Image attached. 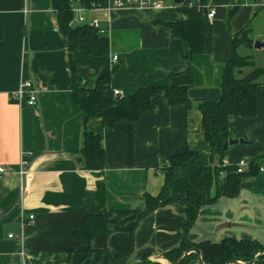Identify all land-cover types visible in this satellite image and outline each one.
<instances>
[{
    "label": "crops",
    "instance_id": "obj_1",
    "mask_svg": "<svg viewBox=\"0 0 264 264\" xmlns=\"http://www.w3.org/2000/svg\"><path fill=\"white\" fill-rule=\"evenodd\" d=\"M245 4L255 7L245 24L251 26L259 15L264 16V4ZM177 6L118 9L105 2L85 11L86 19L98 20L110 37L113 32L136 31L138 45L113 47L102 57L74 51L84 80L96 82L117 64L109 96L128 95L143 86L188 85L192 103L189 110L170 105L161 93L154 98V108L136 122L122 120L108 128L99 118L86 121L73 99L68 39L58 29L51 0H0L4 27L0 163L8 168L0 174V264H139L142 260L167 264L164 253L180 244L186 222V208L177 203L160 207L140 221L132 253L110 261L102 249L115 257L129 248L134 219L145 208L144 195L160 192L165 179L158 169L170 157L187 148L210 152L198 104L220 97L229 51H219L213 38L211 54H190L187 43L173 37L163 24L179 19ZM262 29L263 36L256 40L264 43ZM241 48V54L264 66L257 60V51L264 47ZM27 81L37 95L33 106L22 104L16 96L20 84ZM257 91L254 117H229V138L246 141L229 145L230 164L245 155H263L264 162V75ZM85 126L102 136L106 162L102 170L86 167L81 153ZM172 195L184 194L173 190ZM106 211L115 223L105 234L90 243L74 236L75 227L87 215ZM228 236L264 244V172L246 178L238 196H222L204 205L189 232L194 241L219 242ZM89 247L94 250L85 258Z\"/></svg>",
    "mask_w": 264,
    "mask_h": 264
},
{
    "label": "trees",
    "instance_id": "obj_2",
    "mask_svg": "<svg viewBox=\"0 0 264 264\" xmlns=\"http://www.w3.org/2000/svg\"><path fill=\"white\" fill-rule=\"evenodd\" d=\"M191 1L192 5H188ZM199 1L183 0L177 6L180 17L176 21L163 22L173 37L183 40L189 47L190 54H211L213 50V23L198 9ZM74 0H51L57 14L58 29L67 37L69 66L72 72V96L75 103L85 114V120L99 118L105 127H112L117 122L127 120L136 122L143 113L154 108V98L163 94L170 105H184L187 110L192 108L188 96V85L143 86L124 96H109L111 79L118 70L114 64L110 71L101 75L96 82L84 80L78 74V67L73 52L85 51L89 55L102 57L108 55L113 47L133 49L138 45L136 31L113 32L111 37L101 34L99 30L88 24L72 25L74 19L72 4ZM106 0H80L90 9L103 5ZM258 3L261 0H236L229 6L228 16L232 17L239 7L245 3ZM262 3V2H261ZM4 38V27L0 23V41ZM253 28L248 24L236 33L230 32L229 58L225 63L221 94L216 100H205L198 104L202 114L204 140L210 146V153L187 148L184 152L170 157L158 171L164 174V184L156 195L145 193V208L135 217L132 227L129 248L115 257L106 253L107 260H114L130 254L134 250V231L140 221L148 214L167 204L177 203L186 208V222L183 226V237L178 246L164 253L167 264H175L188 250L198 248L201 251L203 264H239L237 261L249 262L257 259L264 264V244L256 239H237L225 237L219 242L211 240L194 241L189 237L190 229L196 223L200 209L207 204L216 202L222 196L236 197L239 195L243 181L260 173L264 165L263 155L248 158V167L238 172L237 164L224 165L229 148V117H254L258 110V86L264 75V66H257L251 55L240 53L241 47L252 48L256 42ZM248 69L247 73H238ZM86 93V95H83ZM86 167L90 170H102L106 167L105 150L102 136L86 126L81 147ZM210 155L214 156L209 163ZM173 190L183 192L182 197H174ZM115 223L110 212L89 214L83 224L76 226L74 236L89 243L99 234H105L110 224ZM89 247L86 255L93 252ZM103 251H99L100 253ZM198 261L195 252L186 255L180 264ZM150 264H163L149 261Z\"/></svg>",
    "mask_w": 264,
    "mask_h": 264
},
{
    "label": "built area",
    "instance_id": "obj_3",
    "mask_svg": "<svg viewBox=\"0 0 264 264\" xmlns=\"http://www.w3.org/2000/svg\"><path fill=\"white\" fill-rule=\"evenodd\" d=\"M78 3V8L76 9V11L79 13L78 16H74V19L71 21L72 25H83V24H88L90 26H93L95 28H97L99 30V32L101 34H106L110 37V33L101 28L99 26L98 20L96 19H86L85 17V11L88 9L86 7H84L81 3L80 0H74ZM183 2V1H182ZM211 0H207L206 3H201L199 1V7L198 9H204L206 10V14L207 17L209 19H212L215 17V9L213 8V6L211 5ZM261 2L264 4V0H261ZM106 3L108 4V6L112 7V8H137L140 10L143 9H147V8H162L165 5V0H106ZM176 5V4H175ZM188 5H192V2L189 1ZM72 10L74 13V9H73V4H72ZM114 62H116L117 60V56L115 55L113 57ZM116 96H119L118 93H115ZM16 96L18 97L19 101L22 104H26L29 106H33L36 104L37 102V95H36V91L33 88V85L31 84V82H22L18 88V90L16 91ZM226 164H230L227 161H224V165ZM238 172H242L243 170H245L248 167V158L245 159H241L238 163ZM260 172H264V165L261 166L259 168ZM8 172V168L4 165H2L0 163V174H4ZM30 218H33V216H30ZM13 235H10V237H12ZM230 264V263H228Z\"/></svg>",
    "mask_w": 264,
    "mask_h": 264
},
{
    "label": "rangeland",
    "instance_id": "obj_4",
    "mask_svg": "<svg viewBox=\"0 0 264 264\" xmlns=\"http://www.w3.org/2000/svg\"><path fill=\"white\" fill-rule=\"evenodd\" d=\"M231 0H212L211 4L215 9V19H213V34H214V46L218 48L219 51L222 49H227L229 51V32L234 33L239 30L243 25H245L251 14L254 11V6L249 4H242L237 12L229 18L228 10L229 3ZM165 5L170 7H175L172 0H165ZM78 8V3L76 1L73 2L74 16H78L79 13L76 11ZM263 15H259L252 22V27L255 29V35L260 38L263 35ZM249 24V23H248ZM246 26V25H245ZM215 49V48H214ZM242 49V48H241ZM257 60L264 64V48L260 51H257ZM260 104V103H259ZM210 153V152H209ZM208 154V153H206ZM211 156V155H210ZM247 156L240 157V159H245ZM240 159L234 161L238 162ZM224 161H227L226 158ZM227 165V164H226ZM199 261V260H198ZM140 264V263H139Z\"/></svg>",
    "mask_w": 264,
    "mask_h": 264
},
{
    "label": "water",
    "instance_id": "obj_5",
    "mask_svg": "<svg viewBox=\"0 0 264 264\" xmlns=\"http://www.w3.org/2000/svg\"><path fill=\"white\" fill-rule=\"evenodd\" d=\"M182 1H183V0H173V3L176 4V5H179V4L182 3ZM204 13H206V10L204 11ZM254 47H255V48H262V47H264V43L261 42V41H256V42L254 43ZM238 73L241 74L242 71L239 70ZM245 142H246V141H244L243 139H239V140H237V139H229V145H234V144H238V143H245ZM213 161H214V156L211 155V156L209 157V163L212 164ZM191 252H195L196 255L198 256V260H199V262H200L201 264H203V263H202V257H201V251H200L198 248H192V249L188 250L183 256H181V257L176 261L175 264H180L181 261L184 259V257H185L186 255L190 254ZM257 261H258L257 259H253L252 261H249V262H241V261H237V263H239V264H253V263H257ZM140 264H150V262H149L148 260H142V261L140 262ZM230 264H232V263H230Z\"/></svg>",
    "mask_w": 264,
    "mask_h": 264
}]
</instances>
